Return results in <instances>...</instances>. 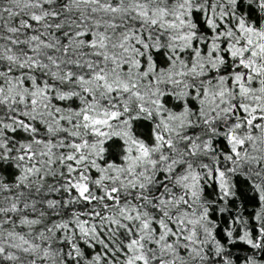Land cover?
I'll use <instances>...</instances> for the list:
<instances>
[{
    "label": "snow or ice",
    "instance_id": "obj_1",
    "mask_svg": "<svg viewBox=\"0 0 264 264\" xmlns=\"http://www.w3.org/2000/svg\"><path fill=\"white\" fill-rule=\"evenodd\" d=\"M0 264H264V0H0Z\"/></svg>",
    "mask_w": 264,
    "mask_h": 264
}]
</instances>
